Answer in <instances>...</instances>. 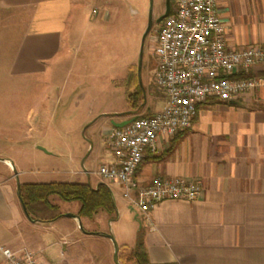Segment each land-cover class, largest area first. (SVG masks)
I'll return each instance as SVG.
<instances>
[{
    "label": "crops",
    "instance_id": "1",
    "mask_svg": "<svg viewBox=\"0 0 264 264\" xmlns=\"http://www.w3.org/2000/svg\"><path fill=\"white\" fill-rule=\"evenodd\" d=\"M78 7L73 0H0V67L5 63L8 75L22 77L25 83L30 78L40 79L44 83V99L48 101L49 95L57 93L56 104L64 100L69 108L78 107L87 95V90L80 89L79 81L59 79L71 69L68 60L74 40L69 37L68 21ZM219 13L226 25L228 47L264 46V0H221ZM25 15L30 19L28 32L15 41L17 44L13 30L1 37L3 24L15 25L11 20ZM105 15L106 12L103 19ZM106 17L108 21L111 14ZM256 72L264 76V68H257ZM165 103L163 95L155 110L151 112V107L146 110L147 116L160 113ZM40 108L43 109L42 105ZM40 108L37 118L29 119L23 129V140L35 141L33 150H40L36 141H46L50 124V120L40 118ZM128 112L103 108L87 113L88 121L96 117L89 137L91 143L86 141L84 151L90 150L88 158L94 155L93 163H98L95 169L91 166V170L84 172L88 180L84 184L93 189L107 184L96 174L97 169L114 163L106 143V137L115 128L112 121L130 119L126 116ZM115 116L119 119H114ZM18 176L27 178L28 170L16 166L8 157L0 161V247L13 251L26 249L39 257L45 241L40 228L45 227L57 229L59 238L55 245L72 251V256L78 258L80 247L74 246L81 242L76 233L80 224L82 230L83 222L88 225L86 234L108 239L101 225L111 227L116 223L123 240L120 249L131 250L142 240L151 264H264V94L255 100L233 102L208 99L199 106L190 129L172 138L161 137L155 152L145 150L135 174L138 185H150L158 177L202 183L201 193L192 202L166 200L157 204L151 223L114 183L107 184L116 207L113 219L103 211L91 219L79 218L80 202L75 201L79 203L75 210L60 211L49 198L57 208L58 218L50 222L33 221L22 205ZM130 195L136 200L138 189H133ZM69 211L77 218L66 216ZM0 264H5L1 252Z\"/></svg>",
    "mask_w": 264,
    "mask_h": 264
},
{
    "label": "rangeland",
    "instance_id": "2",
    "mask_svg": "<svg viewBox=\"0 0 264 264\" xmlns=\"http://www.w3.org/2000/svg\"><path fill=\"white\" fill-rule=\"evenodd\" d=\"M73 1H77L79 7L74 8V14L68 21L69 37L74 40L71 59L68 60L72 64L70 72L59 79L77 80L80 89L87 90L86 98L80 100L78 107L69 108L64 100L57 105V93L49 95L47 101L42 90L44 83L40 79L30 78L25 83L22 77L9 76L5 63L0 67V159L8 157L14 160L16 166L28 170L27 178L18 176L20 184L88 183L85 170H91V166L92 169L98 167V163H93L94 155L88 158L90 150L84 152L96 119L93 117L88 121V111L103 108L115 109L120 113L129 111L126 116L131 119L147 116L149 107L152 112L162 103L163 94L153 79L156 62L152 52L159 27L155 20L164 14L165 0ZM150 11L154 21L144 44L140 82L138 66L141 43ZM105 12L107 15L103 19ZM109 13L111 18L107 21ZM15 18L11 20L15 25H2L1 37L13 30V40L17 44L15 41L28 32L30 19L26 15L19 16L17 20ZM131 69L136 73L138 86L143 92V101L135 112L129 110L125 88L126 75ZM24 86L29 89H24ZM92 100L94 103H91ZM39 108L42 110L40 118L45 122L50 120V124L46 141H36L35 146L40 150H33L31 146L35 141L23 140V129L29 119L33 121L37 118ZM114 119L119 117L115 116ZM50 152L52 155L46 154ZM71 172L82 174L71 175ZM12 173L15 175L14 171ZM50 201L60 211L75 210L79 204L62 201L57 196H51ZM101 226L107 234L115 236L118 244L122 243L120 228L116 223L111 227L106 223ZM83 227V230L77 228L81 242L74 246L80 247L81 257L72 256V251L55 245L59 238L57 229L46 230L45 227L40 228L45 241L39 257L46 264H115L111 241L100 235L86 234L89 227L84 222ZM128 253L129 249L122 251L123 259Z\"/></svg>",
    "mask_w": 264,
    "mask_h": 264
},
{
    "label": "built area",
    "instance_id": "3",
    "mask_svg": "<svg viewBox=\"0 0 264 264\" xmlns=\"http://www.w3.org/2000/svg\"><path fill=\"white\" fill-rule=\"evenodd\" d=\"M169 15L158 25L153 45L154 83L166 99L163 110L153 116L135 118L114 128L106 137L114 163L96 174L107 184H117L123 197L151 223L157 204L166 200L194 201L202 191L200 181L155 178L138 185L135 174L146 149L155 152L159 139L172 138L190 129L198 106L208 99L233 102L256 99L264 94V46L233 49L226 45V25L220 17L221 0H170ZM138 189V198L130 193ZM5 264H46L26 250L0 247Z\"/></svg>",
    "mask_w": 264,
    "mask_h": 264
},
{
    "label": "trees",
    "instance_id": "4",
    "mask_svg": "<svg viewBox=\"0 0 264 264\" xmlns=\"http://www.w3.org/2000/svg\"><path fill=\"white\" fill-rule=\"evenodd\" d=\"M136 77L131 69L125 80L128 107L132 112L138 111L143 101V92ZM53 195L65 202H80L79 218L91 219L99 211L105 212L112 219L116 215V207L107 184H99L96 189L84 183L21 184L19 188L22 205L33 221L50 222L58 218L57 208L49 202ZM123 250L122 247L119 252L122 264H151L142 240H138L124 259Z\"/></svg>",
    "mask_w": 264,
    "mask_h": 264
},
{
    "label": "water",
    "instance_id": "5",
    "mask_svg": "<svg viewBox=\"0 0 264 264\" xmlns=\"http://www.w3.org/2000/svg\"><path fill=\"white\" fill-rule=\"evenodd\" d=\"M170 10H171V1L170 0H165V12L163 15H161L157 20H156V23H160L161 21H163L170 13ZM153 26V20H152V11H150V14H149V20H148V25H147V28L143 34V37H142V43H141V51H140V61H139V66H138V77H139V81L141 82V77H140V74H141V69H142V62H143V54H144V44H145V40H146V37L147 35L149 34L151 28ZM136 117H133L131 119H128V120H125L123 122H120V123H116L114 121H112V125L115 127V128H122L126 125H128L129 123H131ZM0 161H4V159H0ZM17 179V178H16ZM18 188H20V184L18 185ZM21 199V198H20ZM25 210V208H24ZM26 212V210H25ZM26 215L27 217H29L28 213L26 212ZM70 218H77L75 215H66ZM80 228L82 229V226L80 224ZM94 234H97V233H94ZM112 243L113 245V249H114V253H113V261L115 264H121L120 261H119V250H120V247H119V244L115 238V236L113 234H108L106 236Z\"/></svg>",
    "mask_w": 264,
    "mask_h": 264
},
{
    "label": "flooded vegetation",
    "instance_id": "6",
    "mask_svg": "<svg viewBox=\"0 0 264 264\" xmlns=\"http://www.w3.org/2000/svg\"><path fill=\"white\" fill-rule=\"evenodd\" d=\"M159 18V17H158ZM152 20L154 21L153 17H152ZM157 20V19H156ZM156 20H155V23H156ZM161 23V22H160ZM160 23H156V24H160Z\"/></svg>",
    "mask_w": 264,
    "mask_h": 264
}]
</instances>
